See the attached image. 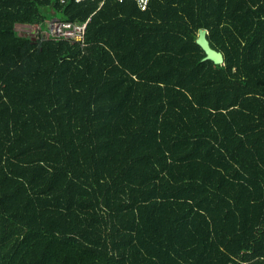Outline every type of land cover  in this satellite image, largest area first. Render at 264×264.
<instances>
[{"label": "trees", "instance_id": "obj_1", "mask_svg": "<svg viewBox=\"0 0 264 264\" xmlns=\"http://www.w3.org/2000/svg\"><path fill=\"white\" fill-rule=\"evenodd\" d=\"M0 264H264V0H0Z\"/></svg>", "mask_w": 264, "mask_h": 264}, {"label": "built area", "instance_id": "obj_2", "mask_svg": "<svg viewBox=\"0 0 264 264\" xmlns=\"http://www.w3.org/2000/svg\"><path fill=\"white\" fill-rule=\"evenodd\" d=\"M65 2L66 0H61ZM77 3L86 1H97V0H75ZM121 2L122 0H118ZM140 10H145L147 7L148 0H134ZM52 21V20H51ZM48 23L46 37L47 38H58L65 40H72L81 42L84 39L85 32L88 23H65L56 20L51 24Z\"/></svg>", "mask_w": 264, "mask_h": 264}, {"label": "water", "instance_id": "obj_3", "mask_svg": "<svg viewBox=\"0 0 264 264\" xmlns=\"http://www.w3.org/2000/svg\"><path fill=\"white\" fill-rule=\"evenodd\" d=\"M207 34V30L201 29L199 31V36L197 39V43L202 47V49L206 53V57L204 60H210L213 61L216 65H221L225 61L224 55L211 47L210 42L207 38Z\"/></svg>", "mask_w": 264, "mask_h": 264}, {"label": "rangeland", "instance_id": "obj_4", "mask_svg": "<svg viewBox=\"0 0 264 264\" xmlns=\"http://www.w3.org/2000/svg\"><path fill=\"white\" fill-rule=\"evenodd\" d=\"M54 21H56V19H52V21H47V22H49V24L52 25V23H53Z\"/></svg>", "mask_w": 264, "mask_h": 264}, {"label": "crops", "instance_id": "obj_5", "mask_svg": "<svg viewBox=\"0 0 264 264\" xmlns=\"http://www.w3.org/2000/svg\"><path fill=\"white\" fill-rule=\"evenodd\" d=\"M19 30H20V31L23 30L22 27H20Z\"/></svg>", "mask_w": 264, "mask_h": 264}]
</instances>
